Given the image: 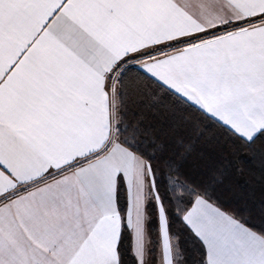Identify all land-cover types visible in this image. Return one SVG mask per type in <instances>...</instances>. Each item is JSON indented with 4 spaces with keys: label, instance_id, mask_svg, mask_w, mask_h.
Listing matches in <instances>:
<instances>
[{
    "label": "snow or ice",
    "instance_id": "snow-or-ice-1",
    "mask_svg": "<svg viewBox=\"0 0 264 264\" xmlns=\"http://www.w3.org/2000/svg\"><path fill=\"white\" fill-rule=\"evenodd\" d=\"M231 155L264 186V0H0V264H264Z\"/></svg>",
    "mask_w": 264,
    "mask_h": 264
},
{
    "label": "trees",
    "instance_id": "trees-1",
    "mask_svg": "<svg viewBox=\"0 0 264 264\" xmlns=\"http://www.w3.org/2000/svg\"><path fill=\"white\" fill-rule=\"evenodd\" d=\"M228 158L233 161V167L226 173L224 184L218 189L221 200L229 208L246 209L253 215L258 214L264 207V186L259 182V164L246 163L235 155Z\"/></svg>",
    "mask_w": 264,
    "mask_h": 264
}]
</instances>
